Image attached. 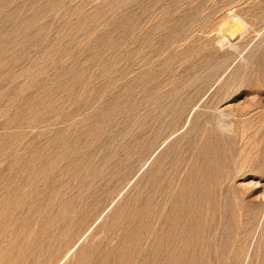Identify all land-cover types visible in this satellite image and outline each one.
Listing matches in <instances>:
<instances>
[{"label":"rangeland","instance_id":"obj_1","mask_svg":"<svg viewBox=\"0 0 264 264\" xmlns=\"http://www.w3.org/2000/svg\"><path fill=\"white\" fill-rule=\"evenodd\" d=\"M0 260L264 264V0H0Z\"/></svg>","mask_w":264,"mask_h":264},{"label":"bare ground","instance_id":"obj_2","mask_svg":"<svg viewBox=\"0 0 264 264\" xmlns=\"http://www.w3.org/2000/svg\"><path fill=\"white\" fill-rule=\"evenodd\" d=\"M263 122V121H262ZM259 127V126H258ZM215 178V177H214ZM218 180V179H217ZM220 185V184H219ZM204 223V222H203ZM205 253V249L202 250Z\"/></svg>","mask_w":264,"mask_h":264},{"label":"crops","instance_id":"obj_3","mask_svg":"<svg viewBox=\"0 0 264 264\" xmlns=\"http://www.w3.org/2000/svg\"><path fill=\"white\" fill-rule=\"evenodd\" d=\"M63 260V259H62ZM1 261V260H0ZM61 262V261H60ZM60 262H59V264H60Z\"/></svg>","mask_w":264,"mask_h":264}]
</instances>
